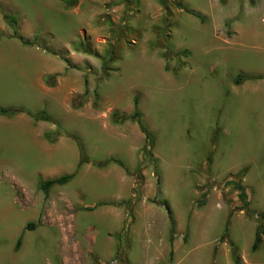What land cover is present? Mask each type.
Returning <instances> with one entry per match:
<instances>
[{
  "label": "rangeland",
  "instance_id": "rangeland-1",
  "mask_svg": "<svg viewBox=\"0 0 264 264\" xmlns=\"http://www.w3.org/2000/svg\"><path fill=\"white\" fill-rule=\"evenodd\" d=\"M70 1L0 0V264H264V0L237 39L220 0Z\"/></svg>",
  "mask_w": 264,
  "mask_h": 264
},
{
  "label": "crops",
  "instance_id": "crops-1",
  "mask_svg": "<svg viewBox=\"0 0 264 264\" xmlns=\"http://www.w3.org/2000/svg\"><path fill=\"white\" fill-rule=\"evenodd\" d=\"M219 1V0H218ZM260 2V0H224L223 2V5H224V8H223V11H224V17H226L227 19V22L230 24V27H231V31H233V33L235 34V38L233 39H237L238 36H240L241 33L240 32V22L241 20L243 19V15L245 14V12H251L252 10H254L257 6V4ZM264 20V16L262 18ZM246 34H249L250 37H253L255 40L259 39V40H262V35L260 33H253V32H246ZM232 39V40H233ZM6 61H7V58L4 57L2 59H0V67H1V70H2V73H4V69L7 67L6 65ZM262 64H261V69L259 71H256L255 73L253 72H249V71H243L241 72L239 75H245L246 77H249V79H245V81L242 83V84H245L247 81H252V82H257L259 83L258 85L259 86H264V59H262ZM36 63V62H35ZM37 64V63H36ZM14 67H16L18 69V73H16V77L18 78H24V80H27V77H26V71H23L22 70V67H21V64H20V61H17L15 64H13ZM259 67V68H260ZM37 69V67H35ZM37 74V72H36ZM238 76V75H237ZM260 77V78H258ZM237 78V77H236ZM235 78V79H236ZM0 79H1V76H0ZM35 83H36V79H35ZM241 83L240 84H236L235 81H233V86L236 88H233L231 86L232 89L234 90H237V85H242ZM260 95H262V93L260 92L259 93ZM264 95V93H263ZM244 168H248L247 171H246V175L241 179V185L243 187H245V189L251 194H253V197H251V199L249 200V210H251V206H252V203H253V199H254V189H253V186L252 185H249L248 184V179L250 177V168L251 166L249 164H247V166H245ZM244 168L242 169H238V171L236 172H230V173H233V174H237L238 172H240L241 170H245ZM109 181V180H107ZM217 207V205H216ZM218 207H221V205H219ZM217 207V208H218ZM252 211V210H251ZM254 212V211H253ZM241 213H245V212H241ZM256 213V212H255ZM211 216L209 217V219L211 220ZM191 221H194L193 219H191ZM250 222V220L248 219H241L240 220V224L241 226H245L246 224H244L245 222ZM178 222V221H177ZM252 223V224H251ZM249 226L252 225V227L254 228V230L256 231V225L251 221L249 224ZM177 227H179V224H177ZM175 230H176V227H175ZM256 234V233H255ZM229 235V233H228ZM231 240H232V244H233V237H231ZM169 242H170V249L168 250V254H167V257H165L164 259V262L167 263V259H169V255L170 253L172 254L173 253V256L175 257L176 256V252H178V250H180V247L179 245H185V243L183 242V237H180V238H177L175 237V234H174V240L173 242L171 243V240L169 238ZM234 246V245H233ZM253 246V245H252ZM261 246V245H260ZM259 246V248H260ZM258 248V249H259ZM214 251V249L212 250V252ZM251 251H252V247H251ZM253 252V251H252ZM256 252V251H255ZM217 254H220V252L217 251ZM226 254V250L224 251V255ZM241 257H243V255L241 254ZM244 258V257H243ZM247 257H245L246 259ZM250 260V259H249ZM246 260L247 264H252V260ZM169 262V260H168Z\"/></svg>",
  "mask_w": 264,
  "mask_h": 264
},
{
  "label": "trees",
  "instance_id": "trees-1",
  "mask_svg": "<svg viewBox=\"0 0 264 264\" xmlns=\"http://www.w3.org/2000/svg\"><path fill=\"white\" fill-rule=\"evenodd\" d=\"M63 3H65L66 5H72L73 4V1H70V0H62ZM222 3L224 2V0H220ZM193 13V12H192ZM196 17H199L198 14H195L193 13ZM5 20L9 23V25L11 27H13V29H16V19L11 17V16H6L5 17ZM15 34H16V30H15ZM260 78V77H258ZM244 79H249V77H246V76H243V75H238L237 78L235 79V83L236 84H240V82H242ZM138 104H139V99L138 97H135L134 99V111L133 113L131 114V116L129 117H122L121 119L122 120H128V119H132V120H135L138 125H139V128L141 129V131L146 135L147 139L151 140V135L147 132L142 120H141V115H140V112H139V109H138ZM18 113L17 110L15 109H10V108H3V109H0V115H13V114H16ZM43 116H46V118L48 117L47 115H44V114H39V116L42 117ZM117 119H118V116H115ZM118 121V120H117ZM76 139V138H75ZM79 144V148H80V152H81V161H80V165H82V163H84V161L86 160V157H85V153H84V149L83 147ZM113 161V160H111ZM244 173V171H243ZM242 176V173L239 175V177ZM72 178V176H63L61 177L60 179H55V180H49V181H46L44 183L45 187H51L52 185L54 184H64L66 182H68L70 179ZM235 187V189L238 191V198L242 201V204H243V207L244 209L248 210V207H249V201H248V194H247V190L245 189V187H243L241 185V182L240 181H237V182H233L232 183ZM201 204H204V201L201 202ZM98 205H104L102 203H99ZM165 208L169 214V219L171 220V228H170V240H171V243L173 242L174 240V231H175V226H174V222H173V219L171 218V215H170V210L168 208V206L165 205ZM262 218H264V214H261L260 215ZM34 225L33 224H27L26 227H25V230H30ZM228 231H226L221 240H225L228 236ZM20 241H21V238H19L18 240V243L17 245L20 244ZM264 241V227L261 226L257 233H256V236H255V240H254V243H253V246H252V251L255 252L258 250L259 246L262 244V242ZM233 252H234V256L236 255V250L233 249ZM237 261V260H236Z\"/></svg>",
  "mask_w": 264,
  "mask_h": 264
},
{
  "label": "bare ground",
  "instance_id": "bare-ground-1",
  "mask_svg": "<svg viewBox=\"0 0 264 264\" xmlns=\"http://www.w3.org/2000/svg\"><path fill=\"white\" fill-rule=\"evenodd\" d=\"M140 75H141V74H140ZM146 77H147V76H146ZM146 77H145V78H146ZM138 78H139V77H138ZM142 80H143V78H139L138 82H140V81H142ZM48 170H49V169H48Z\"/></svg>",
  "mask_w": 264,
  "mask_h": 264
}]
</instances>
